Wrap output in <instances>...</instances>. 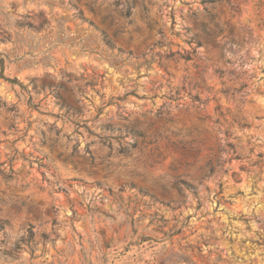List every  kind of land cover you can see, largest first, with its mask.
<instances>
[{
    "label": "rangeland",
    "instance_id": "obj_1",
    "mask_svg": "<svg viewBox=\"0 0 264 264\" xmlns=\"http://www.w3.org/2000/svg\"><path fill=\"white\" fill-rule=\"evenodd\" d=\"M0 223V264H264V0H0Z\"/></svg>",
    "mask_w": 264,
    "mask_h": 264
},
{
    "label": "trees",
    "instance_id": "obj_2",
    "mask_svg": "<svg viewBox=\"0 0 264 264\" xmlns=\"http://www.w3.org/2000/svg\"><path fill=\"white\" fill-rule=\"evenodd\" d=\"M11 82H17V80L11 79ZM2 229H3V224L0 223V230ZM41 236L43 240L46 239V235L44 233H42ZM34 238H35L34 233L32 232V230L29 229L26 238L22 239L23 244H25V246H27L31 250V252L34 250L35 245H36V241Z\"/></svg>",
    "mask_w": 264,
    "mask_h": 264
}]
</instances>
